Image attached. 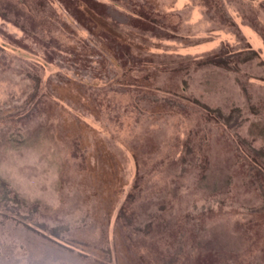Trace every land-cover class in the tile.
I'll return each instance as SVG.
<instances>
[{"label":"rangeland","instance_id":"obj_1","mask_svg":"<svg viewBox=\"0 0 264 264\" xmlns=\"http://www.w3.org/2000/svg\"><path fill=\"white\" fill-rule=\"evenodd\" d=\"M0 264H264V0H0Z\"/></svg>","mask_w":264,"mask_h":264}]
</instances>
